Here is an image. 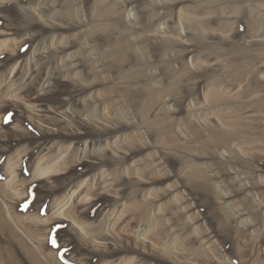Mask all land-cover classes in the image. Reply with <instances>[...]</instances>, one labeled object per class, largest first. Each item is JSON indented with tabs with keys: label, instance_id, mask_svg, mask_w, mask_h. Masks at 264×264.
Returning a JSON list of instances; mask_svg holds the SVG:
<instances>
[{
	"label": "rangeland",
	"instance_id": "obj_1",
	"mask_svg": "<svg viewBox=\"0 0 264 264\" xmlns=\"http://www.w3.org/2000/svg\"><path fill=\"white\" fill-rule=\"evenodd\" d=\"M43 262L264 264V0H0V264Z\"/></svg>",
	"mask_w": 264,
	"mask_h": 264
},
{
	"label": "bare ground",
	"instance_id": "obj_2",
	"mask_svg": "<svg viewBox=\"0 0 264 264\" xmlns=\"http://www.w3.org/2000/svg\"><path fill=\"white\" fill-rule=\"evenodd\" d=\"M38 251H39V250H38ZM31 252H32V251H31ZM33 255H34V257H36V255H38V254H37V252L33 251ZM38 257H39V256H37V260L39 259ZM50 257H51V256H50ZM43 264H44V262H43Z\"/></svg>",
	"mask_w": 264,
	"mask_h": 264
}]
</instances>
